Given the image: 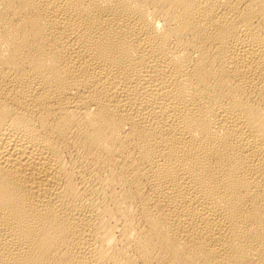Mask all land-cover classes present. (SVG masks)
Listing matches in <instances>:
<instances>
[{
    "label": "bare ground",
    "instance_id": "1",
    "mask_svg": "<svg viewBox=\"0 0 264 264\" xmlns=\"http://www.w3.org/2000/svg\"><path fill=\"white\" fill-rule=\"evenodd\" d=\"M0 264H264V0H0Z\"/></svg>",
    "mask_w": 264,
    "mask_h": 264
}]
</instances>
